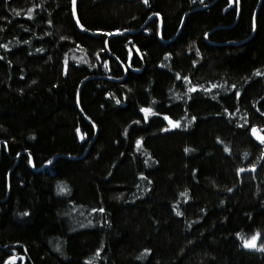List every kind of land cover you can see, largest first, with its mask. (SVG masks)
I'll list each match as a JSON object with an SVG mask.
<instances>
[{"label": "trees", "instance_id": "trees-1", "mask_svg": "<svg viewBox=\"0 0 264 264\" xmlns=\"http://www.w3.org/2000/svg\"><path fill=\"white\" fill-rule=\"evenodd\" d=\"M261 244L264 0H0V264Z\"/></svg>", "mask_w": 264, "mask_h": 264}, {"label": "snow or ice", "instance_id": "snow-or-ice-1", "mask_svg": "<svg viewBox=\"0 0 264 264\" xmlns=\"http://www.w3.org/2000/svg\"><path fill=\"white\" fill-rule=\"evenodd\" d=\"M144 2L145 3H147L148 2V0H144ZM81 27H83L82 25H81ZM5 47H7L6 45H5ZM259 74V73H258ZM142 111H144L145 113H147V112H149L150 111V109H142ZM193 119H195V118H193ZM170 123L172 124V126L173 127H176V126H178V124H179V122L178 121H171L170 120ZM255 131V130H254ZM81 139H83V136L81 137ZM243 171V170H242ZM64 190H66V189H64ZM100 211H103V209H100ZM259 233H257L255 236H253L252 238H251V240H244V244H245V246L246 247H256V243H255V241L257 240V238L259 237ZM259 247H260V249L261 250H264V244H261V245H259ZM147 251V250H146Z\"/></svg>", "mask_w": 264, "mask_h": 264}, {"label": "water", "instance_id": "water-1", "mask_svg": "<svg viewBox=\"0 0 264 264\" xmlns=\"http://www.w3.org/2000/svg\"><path fill=\"white\" fill-rule=\"evenodd\" d=\"M156 17H158L160 19V15H156ZM161 20V19H160ZM255 130V131H254ZM254 133L256 134V137H257V140H261L262 139V133L259 132L258 129H254ZM256 245H257V242L255 241ZM245 246V244H244ZM246 247V246H245ZM246 248H251V247H246Z\"/></svg>", "mask_w": 264, "mask_h": 264}]
</instances>
